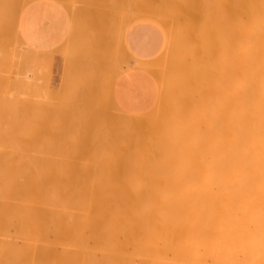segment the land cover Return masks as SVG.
Wrapping results in <instances>:
<instances>
[{
    "label": "bare ground",
    "instance_id": "obj_1",
    "mask_svg": "<svg viewBox=\"0 0 264 264\" xmlns=\"http://www.w3.org/2000/svg\"><path fill=\"white\" fill-rule=\"evenodd\" d=\"M190 5L187 14L193 12ZM197 5L193 14L198 17L201 10L198 18L205 20L202 11L209 5ZM210 5L214 12L209 23L217 28L206 26L214 34L204 47L205 63L196 49L193 64L179 77L182 68L173 62L181 68L175 87L195 88L204 78L213 96L218 93L217 107L207 111L213 117L204 125L163 126L160 120L138 116L108 132L65 133L54 130L62 123L50 126L43 120L35 127L23 126V112L35 119L31 99L0 98V264H264V0H213ZM200 20L195 19L198 27ZM134 63L161 72V77L165 71L158 70V62ZM30 86L27 74L13 88L30 92ZM168 95L157 100L180 113L183 104L169 102ZM38 128L47 133L49 143H38ZM47 145L58 147L60 159L49 162L54 155Z\"/></svg>",
    "mask_w": 264,
    "mask_h": 264
},
{
    "label": "rangeland",
    "instance_id": "obj_2",
    "mask_svg": "<svg viewBox=\"0 0 264 264\" xmlns=\"http://www.w3.org/2000/svg\"><path fill=\"white\" fill-rule=\"evenodd\" d=\"M23 1H26V0H23ZM23 1L20 2V0H11V1L10 0H2L1 1L2 4H0L1 5L0 11H2V12H0V21H2V22H0V55H1L0 56V72H1L0 74H2V77H3V78L0 77V79L2 78V80H0V98L2 99L3 97L4 98L5 97L6 98L11 97L13 100L14 97L15 98L20 97L22 99H31L33 101V104H35L34 105L35 111L33 110V116L35 117L37 122L35 121V119H33V117H32V119L31 118L29 119V116L28 115L26 116V114H24V112H23L22 115H25L27 117V118H24L25 116H22L24 119L27 120V122H25L26 120H23V118H22V123L24 122L23 126L26 125L29 127V125H30V127H31L33 125L35 127V125L38 124V122L40 123V122H43V120H44V122L48 123L50 126H54L58 123H62V125H60V126H55L54 130L62 131L65 133H69V132L87 133V132H90L93 134L94 132L97 133V132L112 131L113 125L126 123L125 119L128 117H138V116L149 117L150 121L156 119L159 123V120H160V124H162L163 126L176 125V124L186 125V124H191V123H196L198 125H204V124H206L207 119L213 117V116H209L207 111L211 108L217 107L215 101L218 100L219 96H218V93H216V92H215V97L213 96L212 89L210 86H208L206 83H204L205 82L204 78L202 80L201 85H198L195 88L175 87L174 86V82L176 81V79L179 78L180 76H183L182 74H184L186 72L185 68H188L189 65L191 66L193 64V62H194L193 60H195L194 52L196 51V49L199 50V52H201V58H200L201 63H203V64L205 63V60H204V62H202V60L205 59V56H206L205 54H206V49H207L206 47L209 46V44H207V42L210 43L212 41L214 29H215V27L217 28V26L215 24H217L218 26L221 25V24L217 23L216 21H214L215 26L211 25V23H213V22H211V20L213 18L210 16L211 15L213 16V14H211V12L213 13L214 10L212 9L213 5H210V4H213V0H212V2H210L211 0L210 1L209 0H176V2L178 1L177 4L175 1L173 2L172 0H168V1L166 0L167 3L164 2L165 4L163 3L164 0H146V1L145 0H142V1L136 0V2L134 0H122V1L121 0H90V1L85 0V2H84V0H59L61 3H63V5H65L69 9H71L72 7H73L72 9H74V7L77 6L79 9H90V8L93 9L94 8L97 11L100 10L101 17L103 19H106V18L108 19V17H110V15H108L106 13V11L108 13L109 12L114 13L111 15L112 17L114 15L116 16V17L114 16L115 17V18H113L114 20L110 19L112 17H110L108 20L117 21L118 33L119 32L121 33V30H125L128 27L136 26L139 24L150 25V26L154 27L158 33V36L160 38L161 43H160V47H159L157 53L153 57H151V59H149L147 61L151 64H154V65H156L158 62L161 65V66L160 65L158 66V64H157L156 67H159L158 70L163 68V70L161 69V71H164V70L166 71L168 69V73H167V71L166 72L164 71V72H162V74L164 73L163 75L165 76V74L167 73L168 77L169 76L170 77L169 78L166 76L164 77L163 75L161 77L160 71H159L160 72L159 75H157L156 73H152L151 71H149V72H151V74H153L155 79L157 76H159V78L156 79L157 85H158V91H159L158 96H161V95L164 96V95H166L167 92H169V95H168V97L170 98V100H168L169 102L183 104V107H182L180 113H178V114H176V112L174 111V109L172 107H170L166 104V101H165L164 107H162L160 101L157 100L155 106L150 111L143 113V114H129V113L121 111L117 106H115V104L113 102L109 103L107 101V99L104 97H102L99 100L95 99L93 102L88 104V103H86V101L84 99H81V98H78V97L71 95V94L75 93L76 88L68 87L65 92L62 90H58V92H56V91L50 89L49 88V82L47 79V74H46V67H47L48 63L50 64V59H47V60H49L48 63L46 61V58H48V56L45 57V55H44L41 57V56H39L38 53H37L38 55H35L36 53L33 51L23 49V51H24L23 52L22 49H20V45L23 46V44L21 43V41H19L20 38H19V40L17 39L19 36L17 34V29L15 28V26H16L15 21L18 20V18H16V14H18L17 17H19V14L24 9V7L26 5H28L33 0H28L27 3L24 2L25 6L22 8L20 4H22ZM143 1H145L146 4L143 3ZM10 2H12V3H10ZM139 2L143 3L142 5L144 7L145 6L147 7V11L142 10V9H144V7H141L142 5H140ZM168 2L169 3L172 2V3L170 4V6L168 5V8H165V7L163 8V6L168 4ZM189 2H190V4L191 3H193L194 5L196 4L195 6H198L197 4H200L201 5L200 9H202L204 7V6L202 7V4L204 5V3H205V5L206 4L209 5V6L207 5L208 11L206 8L205 9L203 8V11H202L205 13V10H206V13L204 15V19L206 18L205 19L206 21L203 19L200 20L201 17L203 16V15H200L201 10L196 12V13H198L197 16L199 15L198 17H200V19L198 17H195L196 14H193V12L195 10L197 11L198 9L194 5H192V4L190 5ZM201 2H204V3H201ZM136 3H139V4L136 5ZM180 3H182L184 5L183 7L181 6L184 11L182 9H180L181 8L179 6ZM128 4H130V5H128ZM161 4H164V5H161ZM111 5L112 6L114 5V7H111ZM120 5H121V7H120ZM147 5H149V6H147ZM188 5H190L191 8H193V9H191L189 6V8H190L189 10H191V11L193 10V12L189 11L190 13L187 14ZM18 6H20L22 9L18 8ZM186 6H187V12H185ZM12 7L13 8L17 7V9H19V10L12 9L13 10L12 11L11 10ZM146 7H145V9H146ZM166 7H167V5H166ZM177 7H180L179 8L180 10H178ZM150 8L153 10L152 12H151ZM198 8H199V6H198ZM128 9H130V10H128ZM210 9H211V11H210ZM103 10L105 12H103ZM148 10H149V12H148ZM172 10H174L175 13H173ZM10 11L13 13H11ZM17 11H19V12H17ZM155 11H157V12H155ZM14 12H16L15 15H14ZM169 12H171V14H169ZM209 12H210V14H209ZM138 14H140V15H138ZM168 14H169V16H168ZM13 15H14V17H12ZM186 15H188V16H186ZM192 15L194 17H191ZM206 15H209V16H206ZM118 17L120 18L119 20H118ZM10 18H11V20H10ZM165 18H167L169 21L166 20ZM193 18H194V20H193ZM195 19L197 21H199V20L201 21L200 26L202 28L197 26V23L199 25L200 22L195 21ZM209 22H211V23H209ZM11 23L13 25H11ZM122 23H124L125 25ZM202 25H204V27H205L204 32L201 31L202 29L204 30ZM207 25L213 26V28H214L213 31L210 30V32H209V29L210 28L212 29V27L207 28L206 27ZM120 26H121V28H120ZM11 27L14 29L13 31H12ZM195 28L196 29L198 28L197 30H199L201 28V30H199V31H200V33L201 32L202 33L199 34V32H197ZM13 33H15V35ZM197 33L199 34V36ZM205 33H206V35H205ZM208 33H209V35H208ZM202 34L205 36V39H204V36ZM201 37H202V39H201ZM208 39H209V41H208ZM203 40L205 43L203 42ZM16 42L18 43V45ZM199 44H200L201 48H199ZM180 52H181V54H180ZM15 53H17V57H16ZM177 54H178V56H177ZM169 55H171L170 56L171 58L169 57ZM27 56H30V57H27ZM172 56H175L174 59H172L173 58ZM181 56H182L183 60H180ZM43 57L45 58V61H42L44 59ZM167 58H170V59L168 60ZM175 58H178V60L180 62H178ZM20 60H22L23 62ZM36 60L39 62H37ZM25 61L28 63H26ZM31 61L33 64H31ZM170 61H172V62H170ZM173 62L177 63L178 66L182 68V71H180L179 77H177V78H176V76H178L177 72H179L178 70H181V68H179L177 66V64H175ZM25 63L27 65L30 63L28 65V67L30 68V65H31V68L29 69L28 67H26ZM189 63H191V64H189ZM7 64H8V66H7ZM184 64H185V66H187L188 64L189 65L187 67H185ZM32 66H34V67H32ZM172 66H174V68L177 67L178 69L175 68L176 70H174ZM43 69H44V71H43ZM42 71H43V74H42ZM33 72L35 74H33ZM172 72H175V77H173L174 73H172ZM181 72H182V74H181ZM30 73L32 74V77L34 76V79H33L34 84H33V86H30V88L33 87V89H30L31 90L30 92L26 91V90H22L20 88H18L17 90L19 91V89H20V91H23V92L19 91L20 92L19 93V92L15 91V88H13V87H14V84H16L18 82V77H22V76L24 77L27 74H29L30 75V83L32 82ZM176 73H177V75H176ZM7 78H8V80H7ZM5 80H7V81L5 82ZM16 80H17V82H16ZM10 81L12 82L11 86H10ZM4 84H5V86H4ZM31 85H32V83H31ZM1 86H2V88H1ZM7 86L9 88H7ZM37 89H38V92H37ZM7 93H9L10 96ZM20 95H22V96H20ZM43 107L45 109L47 107L49 110H47V109H46L47 111H45V109H44V111L39 110V108L43 109ZM102 107L105 108V109L103 108V111H102ZM42 112H43V115H45V114L46 115L45 116L41 115ZM40 116H43V117L41 118ZM39 118H41L42 120H40ZM45 119H46V121H45ZM193 119H194V121H192ZM32 120H34L35 122L33 121L34 123H31ZM123 126H125V125H123ZM36 131L38 132L37 134H41V133L43 134V137H42V134H41V136H39V138L41 137L40 138L41 140L38 139V143L40 142L41 144H43V142L45 143V141H47L46 143H49L50 140L48 139V135L44 130H42V129L39 130V128H38V130H36ZM121 131H123V129ZM45 138H46V140H44ZM42 139H43V141H42ZM51 146L50 145L46 146L52 150L53 155H54V156H52V158H51V156L49 157L50 163L55 162L56 159H60L59 158L60 156L57 154L58 147L56 145L53 147H51ZM2 148H4V147H0V149H2ZM55 152H56V154H55ZM56 155L58 156L57 158H56ZM85 156L86 157H84V158L88 157L87 154Z\"/></svg>",
    "mask_w": 264,
    "mask_h": 264
},
{
    "label": "crops",
    "instance_id": "obj_3",
    "mask_svg": "<svg viewBox=\"0 0 264 264\" xmlns=\"http://www.w3.org/2000/svg\"><path fill=\"white\" fill-rule=\"evenodd\" d=\"M93 10L95 9L91 11V9H79L76 6L71 11V9L63 5L59 0L31 1L21 11L16 23L17 34L21 43L25 44L23 46L21 45L20 49L30 50L36 54L38 53L40 56L45 55L50 57L51 63H48L46 67V74L49 88L56 92L58 90L65 92L68 87H72L76 89L75 93L71 95L84 99L88 104L95 99L99 100L104 97L109 103L113 102L121 111L129 114H143L150 111L155 106L159 95L157 81L148 70L139 66H137L138 68L135 67L137 63L134 62L138 60L147 61L157 53L161 43L157 31L150 25L139 24L121 30L120 35H118L117 21L103 19L101 12L97 10L93 12ZM83 16L86 18L84 20H87L86 22L88 23L84 24ZM98 21L100 23L102 22L101 25H98L100 24ZM86 25L89 26L85 27ZM110 28H112L111 31ZM92 31L94 33L97 31L95 34L98 33L100 36L98 34L95 35ZM110 33H113L114 36ZM90 34L96 37L99 36V38L96 39L95 37V40ZM111 36L113 37L111 38ZM83 43L86 45L85 47ZM118 43L121 44L119 47ZM80 44L83 45L81 46ZM111 49L112 51L109 53ZM100 50L102 51L101 53L105 52L106 54L104 55H107L106 57L109 58H105L103 54L99 53ZM107 50L109 51L107 52ZM114 50H117L116 52L118 54L116 52L114 53ZM113 53L116 57L114 60V57H111L114 56ZM15 54L17 57V53ZM109 60H111L110 63ZM115 60L119 65L115 63ZM116 65L120 67H118L120 69H118L119 72L116 69ZM25 66L28 67L26 63ZM111 70L113 72L115 70L116 72L113 73ZM111 73H113L114 80H111L113 78L110 75ZM100 75L103 77H100ZM99 77L101 80H99ZM33 78L34 76L31 79V83L34 84ZM107 78H109L110 82L107 81ZM97 80L98 82H104L98 83L96 82Z\"/></svg>",
    "mask_w": 264,
    "mask_h": 264
}]
</instances>
